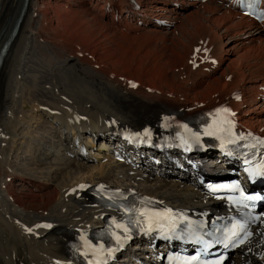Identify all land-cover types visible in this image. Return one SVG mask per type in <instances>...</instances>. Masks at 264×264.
<instances>
[{
	"label": "bare ground",
	"instance_id": "6f19581e",
	"mask_svg": "<svg viewBox=\"0 0 264 264\" xmlns=\"http://www.w3.org/2000/svg\"><path fill=\"white\" fill-rule=\"evenodd\" d=\"M22 5L0 0V47ZM262 33L218 0H26L0 70V264H73L70 236L98 229L109 213L91 201L94 185L179 210L217 208L144 164L115 163L112 140L123 128L157 134L166 114L193 119L220 106L264 136ZM81 100L90 103L78 110ZM84 130L95 132L84 138L91 156L68 158ZM251 250L232 264H264V243Z\"/></svg>",
	"mask_w": 264,
	"mask_h": 264
},
{
	"label": "snow or ice",
	"instance_id": "6c2138e0",
	"mask_svg": "<svg viewBox=\"0 0 264 264\" xmlns=\"http://www.w3.org/2000/svg\"><path fill=\"white\" fill-rule=\"evenodd\" d=\"M132 86L135 87V85H132ZM216 111H217L218 114L219 113H225V114H227L223 118L222 124H227V125H231L232 124V121L229 120L228 117L234 115V113H232L228 108H226V107L225 108H220V109H217ZM181 127L184 128L188 132L191 131L190 129L187 128V125H181ZM226 130L227 131H230V129H225L224 127H220L218 129V131H221V132L226 131ZM204 131H205V134H207V135H213L214 134L213 132H210L207 128ZM192 135H193V137L197 141L199 140L198 134L193 133ZM142 136H148V137H150L151 136V133H150L149 130L145 129L143 133H136V134L133 135L132 138L142 137ZM181 139H182V141L184 143H187L186 140H183V137H181ZM189 147H190V145H189ZM260 174H261L260 172H257L255 170H249L250 177L251 176L260 175ZM81 187H84V186L82 185ZM234 187L235 188H239V185L238 184L237 185H234ZM101 188H103V186H101ZM213 190H215V189H213ZM242 195H243V193H242ZM243 198L246 201H254V200L260 199L259 196H251V195L244 196ZM244 207H248V205L245 204ZM164 215H166V213L151 212L149 210H141L140 211V216H143L144 217V220L143 221L137 220V223L138 224L145 225L146 227L143 228L142 230H146V231H149L150 232L152 230L154 224L156 226H160L158 220H156L154 218H156V217H162ZM113 224H114V226H115L116 229H119V230H121L124 233L123 237H121L115 231H113L111 233V235L113 236V238L116 240L117 244H119L122 247L123 246V244L121 243L122 239L123 240H127V239H130L131 238L128 235L129 228L128 227H125L121 223H116L115 221H113ZM47 227H50V225H47ZM240 227H241V229L243 228V226H240ZM232 235L235 236V235H237V233L236 232H233ZM81 238L84 239V237H81ZM244 242H245L244 239L239 240V243H241V244L244 243ZM85 245H86V248L92 249V252L93 253H101L102 254L104 252V250H105L103 244H99L98 246L94 247L91 243H89L87 240H85ZM107 251H108L109 254H111V252L113 251V249L109 248V249H107ZM81 255H84L85 257H87L88 256V252L87 251H84V252L81 253ZM88 264H93V261L92 260H88ZM96 264H102V259H101L100 256H98L96 258ZM104 264H106V262H104Z\"/></svg>",
	"mask_w": 264,
	"mask_h": 264
},
{
	"label": "rangeland",
	"instance_id": "374dc122",
	"mask_svg": "<svg viewBox=\"0 0 264 264\" xmlns=\"http://www.w3.org/2000/svg\"><path fill=\"white\" fill-rule=\"evenodd\" d=\"M230 45V44H229ZM229 47V46H228ZM207 70V69H206ZM116 75H118V76H124V75H122V74H116ZM135 75V74H134ZM114 76V75H113ZM136 76V75H135ZM129 77H133V75H130V76H127V77H124V78H129ZM114 78H117V77H115L114 76ZM224 79H226V77L224 76V75H222L221 76V80H224ZM217 82H220V81H218V78H217ZM213 92H215V91H212L211 92V94L213 93ZM104 93L102 92V95H103ZM90 103V101L89 100H81V101H77L76 102V106L78 107V110H82L87 104H89ZM253 130H255V129H253ZM183 188H185V186H183ZM6 245L3 243V242H0V255L1 256H3L2 254H5V249L3 248V247H5ZM1 248H3V250L1 249ZM3 251V252H2Z\"/></svg>",
	"mask_w": 264,
	"mask_h": 264
}]
</instances>
